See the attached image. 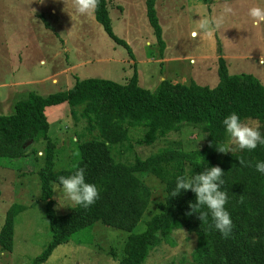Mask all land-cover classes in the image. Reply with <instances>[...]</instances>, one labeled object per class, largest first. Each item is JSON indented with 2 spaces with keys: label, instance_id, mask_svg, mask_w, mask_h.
I'll use <instances>...</instances> for the list:
<instances>
[{
  "label": "trees",
  "instance_id": "trees-1",
  "mask_svg": "<svg viewBox=\"0 0 264 264\" xmlns=\"http://www.w3.org/2000/svg\"><path fill=\"white\" fill-rule=\"evenodd\" d=\"M82 2L93 7L96 22L131 56L112 32L106 0ZM146 16L162 45L155 0H146ZM217 74L212 88L163 80L153 92L140 88L135 72L124 84L90 78L45 98L30 93L15 103L13 114L0 116V158L38 157L35 147L25 145L44 143L37 176L51 240L32 264L45 262L56 247L98 222L130 233L116 264H144L153 249L171 243L175 230L196 237L194 264H264V86L250 74L229 75L223 58ZM61 106L79 114L95 134L77 138L70 167L54 172L55 146L45 112ZM248 121L257 123L255 129L222 154L228 130ZM182 128L197 133L194 149L172 143L127 165L112 156L111 148L127 142L130 130H141L138 143L151 145ZM137 174L157 179L165 196L144 231L131 234L151 202ZM52 184L77 195L64 215L53 209ZM16 213L11 207L0 230L2 251L13 249Z\"/></svg>",
  "mask_w": 264,
  "mask_h": 264
},
{
  "label": "rangeland",
  "instance_id": "rangeland-1",
  "mask_svg": "<svg viewBox=\"0 0 264 264\" xmlns=\"http://www.w3.org/2000/svg\"><path fill=\"white\" fill-rule=\"evenodd\" d=\"M106 2L112 32L127 44L131 56L105 33L93 7L82 0H0V116L13 114L15 103L30 93L45 98L90 78L124 84L133 72L140 88L150 92L163 80L212 88L219 81V58L229 75L250 74L264 86V0H155L162 45L148 23L146 0ZM45 113L55 146L53 171L68 169L74 141L87 140L95 132L68 106L50 107ZM256 126L248 121L229 129L221 153ZM142 133L130 130L127 142L111 148L116 162L145 159L172 143L192 150L200 141L192 128H182L141 145ZM30 147L38 157L0 158V230L10 208L17 209L13 249L0 248V264H32L51 240L37 176L44 143L25 145ZM137 176L149 188L151 202L131 234L144 231L165 196L163 184L153 176ZM51 187L54 211L68 213L76 193L57 184ZM129 234L98 222L56 247L41 264H116ZM169 239L171 243L153 249L144 264H194L196 237L175 230Z\"/></svg>",
  "mask_w": 264,
  "mask_h": 264
}]
</instances>
